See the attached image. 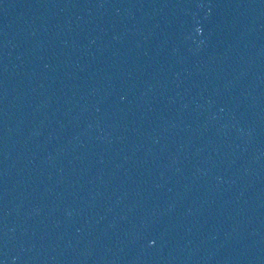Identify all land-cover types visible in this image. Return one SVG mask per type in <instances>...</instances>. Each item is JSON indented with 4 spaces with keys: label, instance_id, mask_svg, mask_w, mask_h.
<instances>
[{
    "label": "water",
    "instance_id": "water-1",
    "mask_svg": "<svg viewBox=\"0 0 264 264\" xmlns=\"http://www.w3.org/2000/svg\"><path fill=\"white\" fill-rule=\"evenodd\" d=\"M0 264H264V0H0Z\"/></svg>",
    "mask_w": 264,
    "mask_h": 264
}]
</instances>
